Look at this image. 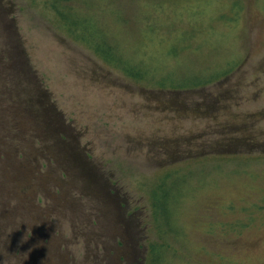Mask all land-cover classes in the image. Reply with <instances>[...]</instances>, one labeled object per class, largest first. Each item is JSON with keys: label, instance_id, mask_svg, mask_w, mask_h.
<instances>
[{"label": "rangeland", "instance_id": "rangeland-1", "mask_svg": "<svg viewBox=\"0 0 264 264\" xmlns=\"http://www.w3.org/2000/svg\"><path fill=\"white\" fill-rule=\"evenodd\" d=\"M66 4L0 0V264H264V0Z\"/></svg>", "mask_w": 264, "mask_h": 264}, {"label": "trees", "instance_id": "trees-1", "mask_svg": "<svg viewBox=\"0 0 264 264\" xmlns=\"http://www.w3.org/2000/svg\"><path fill=\"white\" fill-rule=\"evenodd\" d=\"M67 1L68 0H62V2H64L65 5H67L66 4ZM185 22L182 23L183 24L182 25L183 27H181L178 30L177 35L184 36V38H186V44H189L190 45V41L192 40V38L194 40H198V36L196 37V35L197 34H201V32L198 31V30H195V32L194 31L190 32L191 31V27L190 28H188V26L187 27H184V23ZM100 35H102L101 32H100ZM171 39L174 40L175 38H171ZM97 42L99 44H101L100 46H102V43L103 42H102V40L100 38H98V41ZM184 43H185V39H184ZM102 48L106 50V47L103 46ZM109 52H110L109 55H111V56H108V57H112V60L114 58H116V56H117V50H116V48H112V49L110 48ZM112 52H113V55L111 54ZM106 54L108 55V53H106ZM176 54H178V53H176ZM121 63L123 64V66L125 65V61H122ZM179 63H183V62H177L176 64H179ZM123 68L128 69V67L126 65ZM129 69H132V66ZM173 74H175V72L171 69L168 72L167 75H173ZM43 98H44V96H43ZM36 102H37L36 105L43 106L41 112L44 115L42 117L45 118V121H44V128L45 129H44V131H46L48 137H50V139H52V141H54V143L52 144L54 146L53 149H52V152L54 154L53 157H55L56 154H58V155L61 156L62 152L68 151V149H66V147L69 144H72L71 141H70V139L66 140L65 137H64L67 134H71L72 133L71 132L72 130H69L68 127L64 125L63 120L61 118L62 117L61 114L59 116V114L58 115H54V113H52V110H51L52 107L47 102V99H45V98L44 99L38 98ZM32 111L35 112V110L33 109V107H32ZM54 128H55V130L57 129V132L54 130ZM230 130H231V133H233V134H238V133H239V135L241 134L240 132H236L234 127L232 129H230ZM64 133H66V134H64ZM56 136L58 138L57 143L55 142ZM72 137H73V133H72ZM232 138H234V137H232ZM251 138L252 137H251L250 133L245 132L243 135H240V137H238L236 139H233V142L236 143V144H240V145H242L245 142L256 143V141L254 139H251ZM74 145H75L74 142H73L72 146L70 145L71 149H74V147H75ZM207 151H211V150H207ZM207 151H202V152L204 154L211 153V152H207ZM75 153H76V151H74L73 156L71 157L72 167L75 166L74 163H75V160L77 159V156H78V155H76L77 153L76 154ZM69 154H70V152H69ZM49 155H51V151L49 152ZM66 161L69 162L70 159L67 158Z\"/></svg>", "mask_w": 264, "mask_h": 264}, {"label": "flooded vegetation", "instance_id": "flooded-vegetation-1", "mask_svg": "<svg viewBox=\"0 0 264 264\" xmlns=\"http://www.w3.org/2000/svg\"><path fill=\"white\" fill-rule=\"evenodd\" d=\"M19 63V68H20V70L22 69V68H24V64H22V63H20V62H18ZM43 96H45V94L43 93ZM47 101H48V99H47ZM51 110H52V113H54V115H58L59 113H58V111H57V109L56 108H51ZM59 116H60V114H59ZM45 129V128H44ZM43 129V130H44ZM54 130H55V128H54ZM56 132H57V129L55 130ZM57 141H58V138H57V136H56V138H55V142L57 143ZM112 202V201H111ZM113 204V203H112ZM107 205L108 206H110V201H108L107 202ZM121 206L122 207H124V206H126L123 202L121 203ZM129 223L127 222V225H128ZM125 231L127 232V235L130 237V238H132V236L129 234V232H128V228H125ZM124 244V242L120 239V241H119V244ZM48 245L49 246H52L51 245V243H48ZM55 249H56V247H55Z\"/></svg>", "mask_w": 264, "mask_h": 264}]
</instances>
